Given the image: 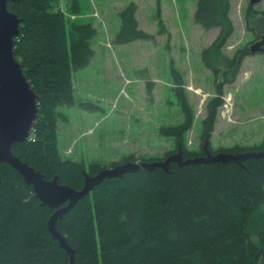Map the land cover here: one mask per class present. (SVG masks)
Returning <instances> with one entry per match:
<instances>
[{
  "label": "trees",
  "instance_id": "obj_1",
  "mask_svg": "<svg viewBox=\"0 0 264 264\" xmlns=\"http://www.w3.org/2000/svg\"><path fill=\"white\" fill-rule=\"evenodd\" d=\"M57 1L7 3L9 11L22 20L14 41L15 57L39 97V115L30 137L13 146L14 155L46 180L58 176L60 184L76 190L83 188L86 173L95 176L127 162L164 161L180 147L185 159L205 156L204 148L190 151L186 147L185 136L195 114L179 78L175 91L185 119L178 126L161 127L162 136L175 143L165 157L138 160L129 156L109 167L64 157L58 138L59 122L65 119L62 108L74 105L73 73L86 68L94 57L92 40L97 29L93 22L78 17L81 0H66V12ZM230 14V0H198L194 15L203 29L221 30L202 54L204 65L215 75L216 87L203 120V137L213 154L262 152L264 143L219 150L210 144L224 89L237 81L245 58L253 55L248 47L238 49L231 58L222 54L235 30ZM119 20L117 43L153 38L140 29L135 3L119 13ZM159 26L163 32L161 18ZM0 175V264H71V255L48 229L55 210L41 206L33 187L11 166L2 165ZM57 229L74 250L73 264H263L264 158L242 165L172 163L169 173L141 169L106 179L58 220Z\"/></svg>",
  "mask_w": 264,
  "mask_h": 264
},
{
  "label": "rangeland",
  "instance_id": "obj_2",
  "mask_svg": "<svg viewBox=\"0 0 264 264\" xmlns=\"http://www.w3.org/2000/svg\"><path fill=\"white\" fill-rule=\"evenodd\" d=\"M66 12V0L57 1ZM234 33L222 48L229 58L250 48L264 33V0H230ZM137 5L139 27L153 36L119 44V13ZM198 0H81L78 17L94 23V57L86 68L74 71V105L63 107L59 148L64 157L86 164L111 166L129 156L163 158L174 149L161 127L178 126L184 113L176 95L177 79L195 119L185 136L188 150L204 147L203 120L216 96L215 75L202 61L203 51L220 35V28L205 30L194 15ZM159 18L164 23L161 32ZM218 67L223 71L222 63ZM222 81V73L218 82ZM223 104L232 106V121L222 115L210 144L213 150L255 147L264 143V53L245 58L237 81L226 86ZM203 146V147H202ZM139 163V162H138ZM264 264V261H263Z\"/></svg>",
  "mask_w": 264,
  "mask_h": 264
},
{
  "label": "water",
  "instance_id": "obj_3",
  "mask_svg": "<svg viewBox=\"0 0 264 264\" xmlns=\"http://www.w3.org/2000/svg\"><path fill=\"white\" fill-rule=\"evenodd\" d=\"M261 0H251L253 7ZM8 0H0V167L4 164L11 166L23 178L26 184L33 187L41 206H47L55 212L48 221V229L60 246L71 255V264L74 263V250L68 244L66 238L57 229V222L79 201L101 185L106 179L122 178L126 174H134L141 169L153 171L162 169L170 172L172 163L179 166L194 164L208 165L211 163H236L254 158H264L262 152H247L243 154L218 153L213 154L209 149V140L204 144L205 156L194 159H185L183 150L171 155L164 161L156 162H127L125 164L106 168L97 175L85 174V183L81 190H76L68 185L60 184L59 177L46 180L44 175L21 160L13 153V146L26 142L29 139L32 128L39 115V97L32 88L31 83L23 72V66L16 59L14 41L20 35L22 20L10 12L7 6ZM253 54L264 53V39L250 46ZM2 177L0 175V186Z\"/></svg>",
  "mask_w": 264,
  "mask_h": 264
},
{
  "label": "built area",
  "instance_id": "obj_4",
  "mask_svg": "<svg viewBox=\"0 0 264 264\" xmlns=\"http://www.w3.org/2000/svg\"><path fill=\"white\" fill-rule=\"evenodd\" d=\"M222 115L225 119L232 121V106L229 104V101L226 104H223ZM222 109V108H221Z\"/></svg>",
  "mask_w": 264,
  "mask_h": 264
},
{
  "label": "flooded vegetation",
  "instance_id": "obj_5",
  "mask_svg": "<svg viewBox=\"0 0 264 264\" xmlns=\"http://www.w3.org/2000/svg\"><path fill=\"white\" fill-rule=\"evenodd\" d=\"M262 39H264V33H263V34H259V35L255 38V42L260 41V40H262Z\"/></svg>",
  "mask_w": 264,
  "mask_h": 264
},
{
  "label": "bare ground",
  "instance_id": "obj_6",
  "mask_svg": "<svg viewBox=\"0 0 264 264\" xmlns=\"http://www.w3.org/2000/svg\"><path fill=\"white\" fill-rule=\"evenodd\" d=\"M62 112V111H61Z\"/></svg>",
  "mask_w": 264,
  "mask_h": 264
},
{
  "label": "crops",
  "instance_id": "obj_7",
  "mask_svg": "<svg viewBox=\"0 0 264 264\" xmlns=\"http://www.w3.org/2000/svg\"><path fill=\"white\" fill-rule=\"evenodd\" d=\"M239 77V76H238Z\"/></svg>",
  "mask_w": 264,
  "mask_h": 264
}]
</instances>
